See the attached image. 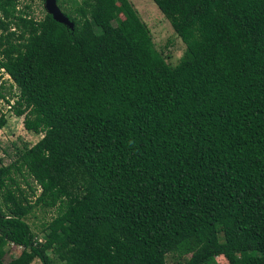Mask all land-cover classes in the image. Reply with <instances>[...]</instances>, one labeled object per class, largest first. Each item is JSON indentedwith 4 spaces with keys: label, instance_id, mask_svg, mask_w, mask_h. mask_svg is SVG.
<instances>
[{
    "label": "trees",
    "instance_id": "16d2710c",
    "mask_svg": "<svg viewBox=\"0 0 264 264\" xmlns=\"http://www.w3.org/2000/svg\"><path fill=\"white\" fill-rule=\"evenodd\" d=\"M152 1L175 65L130 0H56L72 27L0 0L10 108L43 134L0 159V264H264V0Z\"/></svg>",
    "mask_w": 264,
    "mask_h": 264
},
{
    "label": "rangeland",
    "instance_id": "374dc122",
    "mask_svg": "<svg viewBox=\"0 0 264 264\" xmlns=\"http://www.w3.org/2000/svg\"><path fill=\"white\" fill-rule=\"evenodd\" d=\"M130 1L137 10L141 20L149 29L155 48L163 54L171 65L177 64L186 47L184 42L174 32L168 19L152 0ZM44 2L45 0H20V5L29 4L30 14L39 19L46 12ZM0 89L7 96L6 98L9 97L10 99V102H6L5 98L0 97V116L3 115L6 120L4 125L0 127V159L3 164H9L16 159L20 151L34 144L43 134L27 130L23 125V116L15 115L10 108L13 102L10 96L17 89L12 79L3 69H0ZM19 180L21 181V179ZM29 181L32 183V180L29 179ZM21 185L27 189L25 182L21 181ZM55 214V207H35L25 217L38 240L41 239L43 227ZM21 249V246L10 243L6 246V259L16 257ZM188 257L189 255L185 253L169 252L166 255V262L167 264H178L180 261L187 260ZM216 261L218 264H228V261L222 255L216 256ZM31 264H41V262L35 258Z\"/></svg>",
    "mask_w": 264,
    "mask_h": 264
},
{
    "label": "water",
    "instance_id": "95a60500",
    "mask_svg": "<svg viewBox=\"0 0 264 264\" xmlns=\"http://www.w3.org/2000/svg\"><path fill=\"white\" fill-rule=\"evenodd\" d=\"M44 6L46 9V12L52 14L54 19H56L59 22L64 23L67 26H70V27L73 26V23L69 21L68 18L59 9L56 3V0H45Z\"/></svg>",
    "mask_w": 264,
    "mask_h": 264
}]
</instances>
